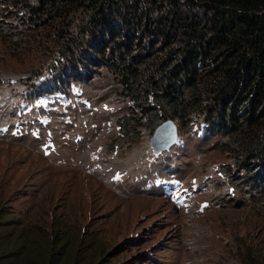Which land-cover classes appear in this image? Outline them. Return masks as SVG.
Listing matches in <instances>:
<instances>
[{
    "label": "rangeland",
    "instance_id": "rangeland-1",
    "mask_svg": "<svg viewBox=\"0 0 264 264\" xmlns=\"http://www.w3.org/2000/svg\"><path fill=\"white\" fill-rule=\"evenodd\" d=\"M10 26L1 17L0 29ZM45 43L0 34V211L15 220L0 228L8 249L48 235L53 264H243L246 247L264 253V199L255 181L237 183L222 132L174 118L176 144L155 154L151 139L166 119L121 127L131 104L105 68L35 95L54 80Z\"/></svg>",
    "mask_w": 264,
    "mask_h": 264
},
{
    "label": "trees",
    "instance_id": "trees-1",
    "mask_svg": "<svg viewBox=\"0 0 264 264\" xmlns=\"http://www.w3.org/2000/svg\"><path fill=\"white\" fill-rule=\"evenodd\" d=\"M1 17L11 26L0 34L46 38L54 80L35 95L105 68L131 104L121 127L205 121L228 138L237 183L255 181L264 199V0H0ZM12 221L7 211L0 228ZM46 237L8 249L0 236V264H53ZM242 257L264 264L254 246Z\"/></svg>",
    "mask_w": 264,
    "mask_h": 264
},
{
    "label": "water",
    "instance_id": "water-1",
    "mask_svg": "<svg viewBox=\"0 0 264 264\" xmlns=\"http://www.w3.org/2000/svg\"><path fill=\"white\" fill-rule=\"evenodd\" d=\"M178 140V129L172 118L163 121L154 131L151 146L155 154L172 148Z\"/></svg>",
    "mask_w": 264,
    "mask_h": 264
}]
</instances>
